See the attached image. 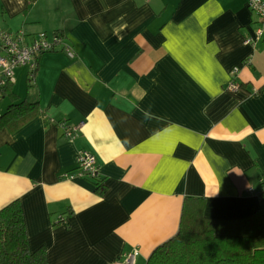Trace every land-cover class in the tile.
<instances>
[{"label":"crops","instance_id":"0c3cea01","mask_svg":"<svg viewBox=\"0 0 264 264\" xmlns=\"http://www.w3.org/2000/svg\"><path fill=\"white\" fill-rule=\"evenodd\" d=\"M260 25L247 0H0L1 29L60 33L74 51L41 54L33 77L19 66L0 90V209L21 203L30 248L48 264H123L137 248L148 264L185 209L258 210ZM64 119L79 125L73 140ZM80 151L96 156L102 186L70 177Z\"/></svg>","mask_w":264,"mask_h":264},{"label":"trees","instance_id":"16d2710c","mask_svg":"<svg viewBox=\"0 0 264 264\" xmlns=\"http://www.w3.org/2000/svg\"><path fill=\"white\" fill-rule=\"evenodd\" d=\"M93 179L101 185L99 174ZM259 195V209L241 218L213 219L185 209L178 233L157 247L148 264H264V183ZM0 264H48L43 249L29 246L18 200L0 209Z\"/></svg>","mask_w":264,"mask_h":264},{"label":"built area","instance_id":"2783aa9c","mask_svg":"<svg viewBox=\"0 0 264 264\" xmlns=\"http://www.w3.org/2000/svg\"><path fill=\"white\" fill-rule=\"evenodd\" d=\"M248 5L259 16L260 27L256 31L257 38L264 36V0H247ZM247 43L255 44L254 37H247ZM0 88L7 82L12 81L14 71L17 67L28 65L30 68V76L33 77L39 65V56L43 53L63 49L69 55L74 56V51L65 46L63 35L56 33L52 38L41 34L32 41L27 40L24 30L17 32L6 31L0 28ZM238 69H235L237 72ZM238 85L232 83L231 87L236 89ZM57 128L63 132V135L71 140L75 139L79 125H73L68 120H60L55 122ZM77 172L70 173V177L81 175L94 178L99 174V166L96 156L90 151H80L77 156ZM264 183V182H263ZM139 253L136 248L130 252L124 253L123 264H135V257Z\"/></svg>","mask_w":264,"mask_h":264}]
</instances>
